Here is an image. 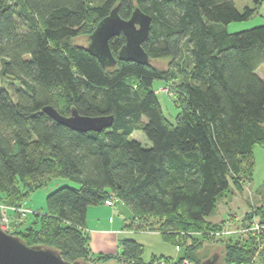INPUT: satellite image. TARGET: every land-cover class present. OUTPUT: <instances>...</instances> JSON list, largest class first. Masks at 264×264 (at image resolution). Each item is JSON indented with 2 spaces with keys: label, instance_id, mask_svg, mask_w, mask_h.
Returning a JSON list of instances; mask_svg holds the SVG:
<instances>
[{
  "label": "trees",
  "instance_id": "1",
  "mask_svg": "<svg viewBox=\"0 0 264 264\" xmlns=\"http://www.w3.org/2000/svg\"><path fill=\"white\" fill-rule=\"evenodd\" d=\"M254 1L239 11L234 0H0L4 204L18 205L50 178L75 184L48 192L44 212L33 211L28 226L9 233L53 247L68 261L147 264L134 238L121 239L119 253L90 256L86 210L109 195L130 208L129 227L157 231L178 248L180 236L197 240L217 227L208 217L230 181L251 179L255 148L264 147V80L256 72L264 62V24L226 28L250 18L261 2ZM114 6L123 19L135 7L151 16L142 47L150 60L167 59L166 67L121 59L105 66L75 40ZM124 41L122 34L109 40L115 57ZM154 80L178 84L174 123L163 114ZM45 105L63 115L73 107L84 116L112 115V124L74 130ZM134 130L150 144L130 138ZM258 192L264 201V188ZM255 213L264 222V204ZM231 239L221 262L264 264V229ZM196 252L184 247L173 264H198L208 255Z\"/></svg>",
  "mask_w": 264,
  "mask_h": 264
},
{
  "label": "rangeland",
  "instance_id": "2",
  "mask_svg": "<svg viewBox=\"0 0 264 264\" xmlns=\"http://www.w3.org/2000/svg\"><path fill=\"white\" fill-rule=\"evenodd\" d=\"M254 2V0H234V4L239 11H242L244 6H254ZM258 11L259 8L256 12ZM256 12H254V14L247 20L230 22L226 25L227 30L233 32L258 24V16ZM87 35L88 34L84 33L75 40L78 43L86 44ZM150 62L159 68L167 66V59H152ZM153 88L156 90L163 114L170 122L174 123L178 111L174 103V99L177 100L176 91L179 89L178 84L168 82L164 85V82L154 80ZM129 137L138 140L144 146L150 144L149 140L141 130H134ZM251 170L252 173L250 180H247L245 176L240 178L241 186L240 184L237 185L230 181L228 191L220 197L213 213L208 217V219L214 222L217 227H214L211 231H208L206 228L207 231L204 230V237L199 236L196 238L197 240L192 239L191 241L182 235L178 241L180 245L178 248L175 246V243L171 238L165 239L157 231L142 228L140 230H144L145 233H131V238H134L143 244V262L147 264H155V261L161 260L167 264H171L173 263V260L178 259L184 254V247L186 246L192 247L193 250L197 251L196 256L198 257H203L207 254L210 255L213 252H217L220 257L223 244L229 241V236L232 238L230 241H232L239 237L245 230L252 231L256 236L261 234L264 229V222L258 220L259 218L255 211L259 212L260 207L264 204L261 194L258 192L259 189L262 190L264 188V147L257 146L255 148ZM65 184L75 185L73 182L62 177L47 179L45 186L36 189L24 198H20L21 201H19L16 206L4 204V199L6 198L0 193V228L9 233L10 231L21 230L25 226H28L32 219L33 211L44 212L46 208V194L58 186ZM97 206L103 211L111 210L110 207L101 203L97 204ZM4 207L6 209L12 207L15 212L12 215H8L7 212L4 213V211H2ZM115 210L116 214L114 215V221L117 224L120 222L123 224L124 221L127 223L129 222L130 224V222L133 221L132 212L124 203L116 201ZM251 212V224L249 227H244L243 223L247 220V216L250 215ZM133 229L136 230L134 227ZM202 230L203 229L200 231ZM85 234L88 237L90 256L96 258L100 254H103V247H100V245L96 246L93 239H90L91 233L86 230ZM109 262H106V264ZM249 264L263 263L257 258L252 260Z\"/></svg>",
  "mask_w": 264,
  "mask_h": 264
},
{
  "label": "water",
  "instance_id": "3",
  "mask_svg": "<svg viewBox=\"0 0 264 264\" xmlns=\"http://www.w3.org/2000/svg\"><path fill=\"white\" fill-rule=\"evenodd\" d=\"M151 16L135 7L127 19L121 18L114 6L87 36L86 49L98 58L101 64L113 66L117 59L148 64L150 58L142 47L150 29ZM122 34L124 43L115 57L109 47V40ZM43 111L56 121L78 131H100L112 124V115L84 116L76 108H71L69 115L59 113L52 105L43 106ZM0 264H104L86 262L80 259L68 261L62 258L53 247L28 245L18 235L10 234L0 228ZM106 264V263H105ZM107 264H121L110 261ZM198 264H227L220 260L219 254L213 252L202 258Z\"/></svg>",
  "mask_w": 264,
  "mask_h": 264
},
{
  "label": "crops",
  "instance_id": "4",
  "mask_svg": "<svg viewBox=\"0 0 264 264\" xmlns=\"http://www.w3.org/2000/svg\"><path fill=\"white\" fill-rule=\"evenodd\" d=\"M258 8L259 11L256 12L258 16L257 23L264 24V0H261ZM256 72L264 80V62L257 68ZM101 204L110 207L111 210L103 211L97 206V204L89 205L86 210L84 230L91 233L90 239H93L96 246L100 245V247H103L102 253H119L121 239L131 238V233L134 232L145 233L144 230L135 231L133 228L129 227V222L127 223L124 221L123 224L121 222L117 224L114 221L116 202L113 206H108L104 203Z\"/></svg>",
  "mask_w": 264,
  "mask_h": 264
},
{
  "label": "built area",
  "instance_id": "5",
  "mask_svg": "<svg viewBox=\"0 0 264 264\" xmlns=\"http://www.w3.org/2000/svg\"><path fill=\"white\" fill-rule=\"evenodd\" d=\"M115 203V198L113 195H109L107 198L104 199V204L108 205V206H113ZM1 209V208H0ZM12 209V207H11ZM14 209V208H13ZM2 211H4V213H6L8 211V209H6L5 207L2 209ZM155 264H167L164 261L161 260H157L155 261ZM173 264V263H171ZM181 264H194L193 262H189L188 260H182Z\"/></svg>",
  "mask_w": 264,
  "mask_h": 264
}]
</instances>
